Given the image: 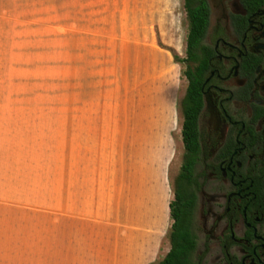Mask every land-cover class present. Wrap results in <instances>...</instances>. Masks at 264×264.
<instances>
[{
    "label": "rangeland",
    "instance_id": "rangeland-1",
    "mask_svg": "<svg viewBox=\"0 0 264 264\" xmlns=\"http://www.w3.org/2000/svg\"><path fill=\"white\" fill-rule=\"evenodd\" d=\"M187 35L184 0H0V264L115 243L146 166L159 209L174 199ZM87 187L103 202L89 211Z\"/></svg>",
    "mask_w": 264,
    "mask_h": 264
},
{
    "label": "flooded vegetation",
    "instance_id": "flooded-vegetation-1",
    "mask_svg": "<svg viewBox=\"0 0 264 264\" xmlns=\"http://www.w3.org/2000/svg\"><path fill=\"white\" fill-rule=\"evenodd\" d=\"M195 264H264V0H206Z\"/></svg>",
    "mask_w": 264,
    "mask_h": 264
},
{
    "label": "trees",
    "instance_id": "trees-1",
    "mask_svg": "<svg viewBox=\"0 0 264 264\" xmlns=\"http://www.w3.org/2000/svg\"><path fill=\"white\" fill-rule=\"evenodd\" d=\"M184 7L188 19V35L186 57L183 61L187 63L184 75L188 86L180 106L185 152L180 173L174 181V199L169 204L172 224L168 236L171 247L158 264H195L192 257L197 246L192 233L193 214L197 203L193 173L200 150L198 118L204 104L201 88L205 71L202 63L210 9L206 0H184ZM174 59L178 61L175 55Z\"/></svg>",
    "mask_w": 264,
    "mask_h": 264
},
{
    "label": "crops",
    "instance_id": "crops-1",
    "mask_svg": "<svg viewBox=\"0 0 264 264\" xmlns=\"http://www.w3.org/2000/svg\"><path fill=\"white\" fill-rule=\"evenodd\" d=\"M153 169L152 166H146L145 170L140 169L131 181H126L128 187L127 190L125 187V197L119 207L118 216L121 226L115 243L78 251L80 253L76 256L78 264H154L157 262L170 222V201L167 199L164 209H159L156 192L159 180L155 177ZM89 189L91 188H86L84 196L78 198L77 202V204L84 202L88 211L93 210L95 204L103 203L101 198L96 202L93 192ZM164 192H166L165 188ZM103 210L104 207H102ZM74 258L73 256L72 259Z\"/></svg>",
    "mask_w": 264,
    "mask_h": 264
}]
</instances>
